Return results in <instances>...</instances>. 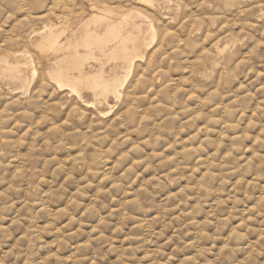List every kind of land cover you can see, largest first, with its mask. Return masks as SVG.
Masks as SVG:
<instances>
[{
	"label": "rangeland",
	"instance_id": "374dc122",
	"mask_svg": "<svg viewBox=\"0 0 264 264\" xmlns=\"http://www.w3.org/2000/svg\"><path fill=\"white\" fill-rule=\"evenodd\" d=\"M166 1L102 3L158 34L118 101L2 85L0 264H264V0Z\"/></svg>",
	"mask_w": 264,
	"mask_h": 264
},
{
	"label": "bare ground",
	"instance_id": "6f19581e",
	"mask_svg": "<svg viewBox=\"0 0 264 264\" xmlns=\"http://www.w3.org/2000/svg\"><path fill=\"white\" fill-rule=\"evenodd\" d=\"M108 1L116 3L117 5H121V6H123L124 3H126V2L128 4L130 3V2H128V0H98L96 2H92V4H91V12L92 13L90 15H82V14L77 12L78 15L76 14L74 16H69L68 13L71 12L72 10L69 11L67 4L66 5L61 4L63 2V1L61 2V0H60L61 3L59 2V0H0V5L3 6V13L5 15H7L5 20L3 19L5 24L8 23V21H10V20L13 21V24H12V27L10 28V30H6V29L4 30L3 29V31H5V32H2V33L0 32V37H1L0 38V89H2V87H3L2 85L5 84L6 86H8L10 94L14 95V94L21 93V95H25V93L30 90V88L32 87V84L36 81V78L39 74V70L37 68V64H38V66L40 65L44 69V72H45L43 75H41V78L38 82V85L36 84L37 85L36 90H39L41 95H43L45 93L48 94L49 92L51 94L52 93H60V95H61V96H59L60 100H61V97L66 98V99L74 98L76 101V104L78 103L85 108H92L94 105H96L95 103H97L99 105H103L104 103L107 104V100L110 97H113L118 101L122 97L121 91L123 90L125 85L128 83V80H129L130 76L133 74V71L135 73L134 69H135L137 63L139 61H143L145 59V57L148 54L147 48H149V46L153 42L156 41L158 34H157V30H156V28L152 22L149 23V22H145L144 20L141 21V19H143V18L145 19L144 15L141 12L136 11V10H124L123 8H122L123 10H119L121 8L114 9V8L109 7L108 4H105L106 6L102 5V3H106ZM162 1H163V3L167 2L166 0H162ZM217 1H219V0H217ZM137 2L145 4L153 10H156L157 6L159 5L157 3V0H137ZM199 3H202V2L199 1ZM234 3H235V0H234ZM215 6H217V4H215ZM116 7H118V6H116ZM124 7H126L128 9V5L126 6V4ZM242 8H243V6H242ZM245 8H247V7H245ZM245 8H243V9L245 10ZM235 9H236V5H235ZM79 11H80V9H79ZM140 11H142V10H140ZM189 11H190V8H189ZM197 11H200V10H197ZM86 12H87V10H86ZM86 12H84V13H86ZM0 13H1V11H0ZM144 13L146 14V11ZM195 13H197V12H195ZM147 14H146V16H147ZM183 15H185V14H183ZM188 15H190V14H188ZM205 15H208V14H205ZM237 15L236 16L239 17L240 14H237ZM149 16H151V15H149ZM192 16H194V15H192ZM199 16H201V15H199ZM208 16H210V15H208ZM184 17H186V16H184ZM203 17H204V15H203ZM226 17H227V15H225V20H226ZM237 17H235L236 18L235 20H237ZM166 18H167V16H166ZM228 18H231V17L228 16ZM159 19H161V18H159ZM158 21H160V20H158ZM194 21H198V20H194ZM243 21L244 20H242V22L241 21L240 22L243 23ZM193 22H191V23H193ZM195 23H194V25L196 27V25H198V22H197V24H195ZM237 23H235L234 26L237 27V25H236ZM10 24H11V22H10ZM188 24H189V22H188ZM223 24H225V23H223ZM194 25H193V27H194ZM189 26H190V24L187 27L189 28ZM220 26H223V25H220ZM226 26H227V24H226ZM232 28H233V26H232ZM157 29H160V28H157ZM161 30H159V31H161ZM204 32H206V31H204ZM165 33H166L165 30L161 31L162 40L165 39V37H166ZM167 35H169V34H167ZM178 35L179 34H177V36ZM202 36H203V34H202ZM174 38H176V37H174ZM176 40H178V39H176ZM191 43H192V41H191ZM160 44H162V42ZM201 44H203V40H202ZM212 45H213V43H212ZM190 46H194V44L190 45ZM19 47L24 48V50L19 51L17 49ZM162 47H164V46L162 45ZM26 48H28V50H29V48H31L35 52L34 55H36V56L34 57V55L30 54ZM185 49H187V48L185 47ZM217 50H218V55H221L223 53V51H221L219 48H217ZM165 53H166V51H165ZM175 53H177V52H175ZM200 53L202 55H204L201 52V50H200ZM149 56H147V58ZM199 58H200V56H199ZM149 59H150V57L148 58V60ZM177 62H176V64H177ZM190 62H191V60H190ZM171 63H172V61H171ZM204 63H205V60H204ZM178 64H180V63H178ZM214 65H217V63L214 62ZM107 66H110L111 68L109 70H107V68H106ZM187 69H188V67H187ZM189 69L191 70V68H189ZM142 70H141V72H142ZM176 70H178V68L175 69V71ZM41 72H40V74H41ZM136 74H139V72H137ZM189 75H190V73H189ZM138 77H139V75H138ZM181 77H182V75H181ZM171 78H172V76H171ZM176 78H177V76H176ZM135 79H134V81H135ZM150 79H152V78L150 77ZM174 79H173V81H174ZM177 83H178V81H177ZM172 84H174V83H172ZM131 86H133V85H131ZM134 88L135 87H133V89ZM161 88H163V86ZM34 89L35 88H33V90ZM129 89L130 88H128L127 91H130ZM131 89H132V87H131ZM146 91H148V90H146ZM87 93H90L93 96L95 102H90L86 99ZM3 94H5V93L3 92ZM130 94H128V95H130ZM38 95H37V97H38ZM48 95H50V94H48ZM48 95H46V98ZM140 95L141 94H139V96ZM15 97H16V95H15ZM41 98L42 97L40 96L39 99L41 100ZM130 99H131V97H130ZM55 100H56V98H55ZM44 101L45 100H43V102ZM15 102L13 104H15ZM58 102L62 103L63 100H62V102H60V101H58ZM171 103H173V102L171 101ZM48 104H46V106ZM38 105H41V103ZM38 105H36V106H38ZM51 105L52 104H50V106ZM129 106H131V105H129ZM0 107H2V106H0ZM32 107H33V105H32ZM44 107H45V105H44ZM4 108H5V106H4ZM20 108H22V107H20ZM131 108H133V107H131ZM33 109L36 112V109L35 108H33ZM41 109H43V108H41ZM124 109H123V111H124ZM0 110H1V108H0ZM29 110H30V108H29ZM38 111H40V108ZM120 111H122V110H120ZM120 111H118V114ZM76 112L77 111H75V113ZM17 113L19 114V112H17ZM105 113L103 111L99 112L100 115H104ZM40 114H41V112H40ZM66 114H68V113H66ZM44 115L45 114H43V115L41 114V117H42L41 120L42 121H43ZM65 116H67V115H65ZM22 117H23V115H22ZM34 117H37V116L35 115ZM44 117H46V116H44ZM52 117L49 116L47 118L50 119ZM92 117H94V116H92ZM67 118H69V117H67ZM91 119H93V118H91ZM37 120H39V119H37ZM88 120H89V118H88ZM91 122L93 123V121H91ZM35 125H36V123H35ZM68 137H70V135ZM72 137L73 136L71 135V138Z\"/></svg>",
	"mask_w": 264,
	"mask_h": 264
}]
</instances>
